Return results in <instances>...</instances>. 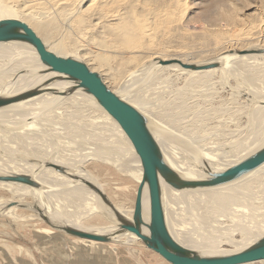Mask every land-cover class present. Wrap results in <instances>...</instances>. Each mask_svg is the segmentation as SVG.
<instances>
[{"label": "rangeland", "instance_id": "1", "mask_svg": "<svg viewBox=\"0 0 264 264\" xmlns=\"http://www.w3.org/2000/svg\"><path fill=\"white\" fill-rule=\"evenodd\" d=\"M73 3L77 4L75 0L68 2L65 0H19L16 2L18 7L16 13H30L33 18L31 22L24 15L23 17L15 16V19L27 23L34 31L36 30L37 35L46 44L52 46L56 42H62L70 56L82 58L93 71L102 76L111 90L117 93L121 91L124 95L128 93L127 91H133L132 89L135 92L141 90V97L148 101L147 112L151 114L150 117L164 121L192 140L197 139L202 143L220 141L215 135L221 133L222 128L223 142L231 138L236 139L244 133L246 136L248 135V138L257 134V124L252 112L255 105L261 104L258 101L259 98H255L258 97L255 94L259 93L257 89L259 85L264 87L262 84L264 83V0H187L185 5L180 4L178 0H86L84 3L80 2L81 9L85 10H83L82 16L87 24L81 29L69 26L64 14V8ZM83 5L85 8L82 7ZM121 25H127L133 41L129 40V42L135 48L128 49L122 44V32L118 29ZM253 48H260L261 51L249 50ZM26 50L28 55L35 56L31 48ZM245 51L260 55L257 56V60L250 63L243 61L242 64H237L235 70L228 74L229 77L228 75L222 77V71L217 70L212 78H206L204 82L207 84L202 82L205 78L200 79L201 86H206L203 89L209 88L212 84L211 90H209L212 91L210 98L205 97L206 93L199 92V89H196L199 97H193L191 92L188 93L191 90L186 87L190 78L189 72L180 70V68L177 70L176 65H171L170 68L164 66L165 68L158 73L156 81L154 80L151 84L149 79H147L149 82L145 81L143 73L142 75L140 73L132 74L139 67L151 64L152 58L155 56L168 61L179 60L186 64L198 65L225 54L241 56L245 54L243 53ZM63 57L68 58V56ZM8 59V57H0V61ZM17 60L20 59L17 58ZM101 60L104 64L100 63ZM34 64L37 69H44L39 60H36ZM239 66H242V69L240 68L241 70L238 71ZM138 74L140 75L138 76ZM17 75L15 76L18 77ZM201 75L204 76L205 73ZM62 80L67 79L62 78ZM128 83H133V85ZM167 83L169 85L165 86ZM257 83L260 84L257 85ZM34 87L32 86V88ZM164 89L167 91L164 92ZM178 91L180 93L186 91L185 98L179 97ZM82 92L90 96L85 91L82 90ZM62 93L65 94L66 91ZM151 93L154 95H150ZM252 93H255L254 96ZM69 106L56 107L57 115L53 117L54 124L45 125L47 128L44 129H54L50 134L55 133V137L49 139L41 133L37 135L36 132H32L33 136L23 139V141L28 139L27 142H23L26 143L25 145L18 141L23 147L18 146V143L15 145L18 148V153L20 152L17 156L19 160L16 159V161L38 166L44 164L45 166L42 168H45L49 166L51 157L59 148L67 151L64 153L70 154L73 145L69 144L75 146L77 143L80 147L73 148L74 152H77V154L75 153L76 157L78 159L81 155L90 157L89 160L83 162L79 170L85 175L88 182L97 186L105 194L109 202L121 214L125 213L128 218L132 219L139 184L112 164L94 160L92 157L97 155L91 152L92 149H96L123 157L126 154L123 152L122 155V150L125 147L128 152L135 154L131 143H127L129 147L126 146L113 123L105 119L101 108L98 109L87 104L82 111L76 114V117L70 116L72 119L70 120L68 118ZM18 117V114L9 115L4 120ZM49 122V120H41L40 123L49 124ZM67 122L75 127L78 126L77 129L81 130L83 134L76 129L73 130L74 133L70 135L71 137L66 135L68 139L58 138L59 134L65 132L62 125L68 124ZM262 127L264 129V125ZM20 129L10 127L3 130L4 132H15ZM77 131L84 137L78 136ZM70 139L71 142H69ZM117 139L122 146L117 143ZM28 148L30 150L37 148L39 155L33 154L34 158L31 156L28 159L27 152H25V149L28 150ZM69 149L70 151H68ZM235 159H237L236 162ZM235 159H229L230 161L224 163V167H222L223 165L220 167L221 172L227 170L232 164H237L239 158ZM71 167V165H63L62 168L71 174L66 175L67 177L79 181L74 177L77 172L71 170L73 169ZM260 169H264V166ZM56 185V200L52 197L53 199L51 198L50 201L61 215L56 213L50 217L42 207L37 206L38 203L33 197L28 196L21 200L20 197L13 196L6 189H0L1 201L9 199L22 201V203L18 202V205H14L17 206L16 214L19 219L13 220L0 215V264H170L159 254L148 249L137 238L136 242L130 244L114 240L111 243L103 244L79 240L63 233L60 230L61 225H58L61 223L58 221L63 219L62 215L65 212L68 215L82 213L78 224L80 229L91 228L96 231H104L114 226V214L109 211L111 210L109 206L100 201L97 194L85 184L74 182L66 185L67 187L59 183ZM74 185H83L88 188L99 199L103 209H97L91 214L84 212L88 211L87 206L94 207L95 203L89 199V203L86 205L80 199L71 198L70 192L63 194L64 190ZM44 190L47 189L44 188ZM30 191L31 194L35 192L33 189ZM180 195L174 196V204L170 206L176 216V218L173 217V220L180 222L183 228H186V234L192 235L189 228L194 223V217L187 206L186 198ZM40 210L48 219L42 216ZM244 238L246 236L242 234H232V240L237 244L241 243ZM234 246L236 245L222 241L219 249L233 252L235 251ZM208 249L214 248H206V250ZM253 264H264V262Z\"/></svg>", "mask_w": 264, "mask_h": 264}, {"label": "bare ground", "instance_id": "2", "mask_svg": "<svg viewBox=\"0 0 264 264\" xmlns=\"http://www.w3.org/2000/svg\"><path fill=\"white\" fill-rule=\"evenodd\" d=\"M17 1L19 0H0V20L15 19V16L23 17L24 15V17H27V19H30L29 20L30 22L32 21L33 16L31 18L30 13H27V14H25L24 12H18V14L16 13L18 9L16 5ZM68 1H71V0H65V2H68ZM178 1L180 4H183V5L187 3V0H178ZM75 2L77 4H74V3L69 4L68 6H66V8H64V14H65V17H66V20L69 26L75 27L77 29H81L83 26L87 24H86V20L82 16L84 9H81L80 2L84 3L86 2V0H81V1L75 0ZM107 3H109V1ZM82 7H84V5ZM14 13H16L17 15ZM191 27L192 26H190V28ZM118 29L119 31L122 32L121 34L122 44L128 49H130L131 47L135 48L134 45L131 42H129V40L132 41L131 39L132 35L129 29L127 28V25L126 26L121 25L118 27ZM136 43H137V40H136ZM46 46L50 51L54 52L60 57L68 56V58H73L72 56L68 54L66 46L62 42H56L52 44V46L47 43ZM27 48H31V51L33 54H35V56L28 55L27 50H26ZM249 50L261 51L260 48L258 49L253 48ZM258 55L260 54L255 53V54H251L250 56H244V55L239 56L237 54H225V55H221L217 57L214 60L198 64V65L217 64L220 66V68L210 69L206 71L189 72L190 78L187 81L188 86L186 87L190 88L191 90L187 89V90H190L188 91V93L191 92L193 97L194 96L196 97L198 96V94L196 93L197 92L196 89H199L198 90L199 92L203 94L206 93L205 97L210 98V96H212V91H209V90H211L212 84H210L211 86L209 88L207 87L203 89L205 85L201 86L202 83H200V79L205 78L202 82L204 84H207V82L206 83L204 82L206 81V78L208 77L212 78V76L217 70L222 71L221 76L223 77V75H228L232 73L235 70V66H237V64L243 61L250 63L251 61L257 60ZM0 57L9 58L8 60L0 61V98L2 99L12 98V97L18 96L26 92H35V91L40 92L38 96L33 97L31 99L0 108V129L1 128L6 129L10 127H17L18 129L21 128L20 130L15 131V132L13 131L4 132L3 129L0 130V153H3V155H0V179L3 177H13L17 175H25V176H30L31 178H33L35 181H37L41 185L40 187H42L40 189H35V188L22 185V184H18L15 182L0 181V189H6L13 196L20 197L21 200H23L25 197H28V196L33 197L34 199H36L38 203L37 206L42 207L44 211H46L47 216L50 217V215L59 213V211H57L56 208L53 207L54 205H52L50 201L52 197L54 198V200H56L55 197L57 196V190H56L57 183L63 184L64 186H66L68 184L77 182L79 184L83 183L85 184V186H87L86 182H88L87 181L88 179L79 170V168H81L83 162L89 160L90 157H85V156L83 157L82 155L80 156V159L76 157L75 153L77 154V152H74L73 148L76 149V147H80V145L78 146L76 142H75L76 143L75 146L74 144H71V143L69 144V145H73V147L71 148L73 152L70 151V149L68 150L70 151L69 152L70 154L64 153L65 150L59 148L55 152L53 157H51V162L48 165L57 166V167H63V165L65 166L71 165L73 167V169L71 170H74V172H77L75 173L74 177L78 178L79 179L78 181V180H74L72 178L67 177L68 175L66 176L65 174L63 175L61 173H58L55 169L51 167L42 168L43 166H45L44 164H40V166H38L36 164H31V163H27L23 161L21 162L16 161L17 156L19 155L20 152L18 153V148H16L15 145L18 143V141L19 142L21 141L22 143L27 142V140L29 139L28 137L33 136L32 132H36L37 135L38 133H41V135L43 134L44 136H47L49 139L52 137H55L56 136L55 133L53 135L52 133L50 134V132H53L54 129H52L53 130L52 131L51 129H44V128L45 127L47 128V126L45 125H50V123L54 124L53 122H55V120L53 119V117L54 115H57L56 107L70 105L68 107L70 109L68 118H70V116L76 117V114L79 111H82V109L85 106H87V104L92 105L93 107H97L98 109L101 107L94 100L93 97L87 96L85 93L82 92L81 89H76L75 83L71 81H67V80H62V78L64 77H61L60 75L56 73H52L48 71L47 67H45L43 64H42L44 68L43 70L37 69L35 67L34 62L36 60H39V63L41 62H40L37 52L30 45L21 44V43H13V42L0 43ZM17 58H19L20 60H17ZM75 58L76 60H79L85 63V61H83L82 58L78 56H76ZM12 59H16V60L13 61ZM152 60L153 62L151 64L149 65L146 64L145 66L139 67L132 74L140 73L142 75L143 73V75L146 78L145 81L147 82L148 81L147 79H149L150 84L153 83L154 80L157 78V75L159 76L158 73H160V71L163 68H165L164 66L161 65V63L166 62L168 60L160 59L158 56L153 57ZM100 63L104 64L102 60ZM183 64H186V63H183ZM194 65H197V64H194ZM176 67H178L177 70H179L180 67L179 66H176ZM241 67L242 66H239L238 71L242 69ZM168 68L170 67L168 66ZM180 70H183V69L180 68ZM204 73H205L204 76L201 75ZM16 74H18L17 75L18 77L15 76ZM140 74H138V76ZM229 76L230 75H228V77ZM5 80H7V82H5ZM165 80L167 81V78ZM249 82H252V81L249 80ZM133 83L136 84V82H133ZM133 83L132 84L128 83V84L133 85ZM168 83L167 85H165L166 83L164 85L168 86L169 85ZM259 84L260 83H257V85ZM32 86H35V87L32 88ZM260 87L262 88L260 89ZM128 88H131V87L129 86ZM263 88L264 87L262 85H259V88L257 89L259 90V93L258 94L252 93V95L253 94L257 95L258 97H255V98L256 99L259 98L258 101L261 102L260 105H255V108L252 112L253 117L256 120V124H257V134L256 135L254 134L255 135L254 137L255 138L257 137V138L256 139L254 137L248 138L247 137L248 135L246 136L245 135L246 133H244V134H240V137H237L236 139L231 138L228 140H224L223 142V128H222V130L220 131L221 133L215 135L216 138L220 139V141H217V142L211 141L209 143H202L197 139L192 140L186 135L179 133L178 130L174 129L172 126L165 123L164 121L150 117L151 114L147 112L149 104L146 99L141 97V90H139L138 92H135L134 89H132L133 91H127L128 93L125 95L122 94L121 91L119 93L117 92L116 93L120 95L124 100L129 102L131 105H133L135 108H137L139 111H141L149 119L150 129L153 135L155 136L158 144L161 147V150L163 152V155H164V158L167 164L182 179L195 181V180H204V179L209 178V173L211 172H220L221 171L220 167L222 165H223L222 167H224V163L228 162L229 159L239 158L238 160L239 162H241L242 160L246 159L247 157L256 153L258 150L264 147V129L262 127L264 125V89ZM181 90L182 88L180 89V91ZM65 91L66 93L63 94L62 92H65ZM165 91L167 90L164 89V92ZM180 91H178L179 92L178 96L185 98V95L187 94L186 91H182L181 93ZM152 94L154 95V93H151L150 95ZM87 97H89V99H87ZM102 112L104 114L105 119L113 123L116 130L119 132L120 136H122V141H124L126 146H128L127 143H131V142L129 141L125 133L122 131L121 127L104 110ZM15 114H18L19 117L16 119H10L7 121L4 120L6 116L15 115ZM60 115L62 116V114ZM32 119L33 121H31ZM41 120H46V121L49 120L50 122L49 124H42L40 123ZM70 120L72 119L70 118ZM67 123L68 124H63V125L62 123H59L60 125H62L63 130L65 132L62 134H59L58 138L59 137L63 138V140L68 139V136L66 135H69V137H71L70 135H73L74 133L73 130H76L78 127V126L75 127L74 125H70L69 124L70 122H67ZM169 128L173 129L174 131L170 130ZM79 132L81 133L82 131L80 130ZM79 132H78V136L82 137L83 135L81 134L83 133L80 134ZM26 138L28 139L23 141V139H26ZM110 139H113V138H110ZM59 140L61 141V139ZM69 142H71V139L69 140ZM117 143H119L122 146V144L119 142L118 139H117ZM23 144L25 145L26 143H23ZM17 145L21 146L20 143H18ZM37 148L31 149V150L29 148L28 150L25 149V152H27L28 159H30L33 154L39 155ZM91 152H94V154L97 155L96 157H92L90 155L94 160H100V161L112 164L119 171H121L125 175L135 180L138 184L141 182L143 170H142L139 157L136 155V153L134 154V153L128 152L126 147L123 148L122 150V155H123V152L126 153L123 157L120 155L115 156L116 154L114 155L110 152H100V151H97L96 149H92ZM71 153H74V154H71ZM17 160H19V158ZM236 160L237 159H235V162ZM64 163H67V164H64ZM67 174H70V173L67 172ZM43 186L44 188L47 189L46 191L44 190ZM85 186L74 185V186L68 187L66 190L63 191V194L66 192H70L71 198L80 199V201L86 205L89 203V199L93 200L95 203V206L94 207L87 206L86 208L88 211H84L88 214H91L93 211H96L97 209L102 210L103 208L101 207L100 201L103 202V200L101 199V197L95 192L100 199L99 201V199L89 190L90 188L87 186L89 188L88 189ZM30 188L35 190V192H32L31 194ZM162 192H163V204H164L165 216H166L169 231L179 243L189 248L190 250L195 249L193 251L199 253L203 257L221 256V255H227V254L239 252L241 250H244L250 247L251 245L255 244L258 240L264 237V169H258L255 172L251 173L250 175L236 182H233L231 184L224 185V186L217 187V188L198 190V191H178V190L173 189L166 183L162 182ZM178 193L181 194L182 197L186 198L187 206L190 209L192 216L194 217V220H193L194 223L191 224L189 228V231H191L192 235L186 234L185 232L186 228L184 229L180 222L178 221L174 222L173 220L175 213L173 210H171L170 206L174 204V196L179 195ZM18 202L22 203V201H19V200L15 201V199H9L5 201L0 200V215H4L6 217L12 218L13 220L19 219L16 214L17 206H14V205H18L19 204ZM40 211H41L40 213L42 214L43 213L42 210ZM63 211H62V214L64 213ZM81 214L82 213H78V214L74 213V214L68 215V213L65 212L62 215L63 219H60V221H58L61 224H58V225H61L60 227L69 226V227L80 229L78 224L81 220ZM122 215L128 218L125 213H123ZM42 216L48 219L46 215L42 214ZM149 217H150V212H149L148 195H147V192L145 191L144 196H143V219L145 223L147 224L149 223ZM113 220L115 221V216L113 217ZM113 225L114 226H111L110 228L104 231H100V230L96 231L91 228H88L85 231H89V232H93L97 234H112L118 229L119 224H117L116 222H113ZM81 230H84V229L81 228ZM143 231L145 234H148V231L146 228H143ZM233 233L242 234L243 236H246V238H244V240L241 243H239L240 242L239 241L238 242L240 244L239 245L237 244V242H234L232 240ZM136 238L137 237L134 235L124 234V235H119V236L114 237L113 240L122 241L125 244H130L132 242H136V240L138 239ZM83 241H86V240H83ZM222 241H226L228 243L236 245L234 246L235 251L229 252L226 250H220L219 247ZM206 248H214V249L206 250Z\"/></svg>", "mask_w": 264, "mask_h": 264}, {"label": "water", "instance_id": "3", "mask_svg": "<svg viewBox=\"0 0 264 264\" xmlns=\"http://www.w3.org/2000/svg\"><path fill=\"white\" fill-rule=\"evenodd\" d=\"M11 42L32 46L37 52L40 62L47 67L48 71L75 83L76 89H81L92 96L121 127L141 162L143 175L137 189L132 219L123 216L99 188L86 182V185L109 206L111 209L109 211L113 212L115 216L113 222L119 224L118 229L112 234H97L68 226L60 228L63 233L77 239L103 244L111 243L116 236L131 234L170 264H253L264 262V237L239 252L213 257H203L183 246L169 231L162 192V182L178 191L212 189L236 182L264 166V147L225 171L209 173L207 179L184 180L165 161L161 147L150 129L149 119L111 90L99 73L93 71L82 61L60 57L50 51L45 42L27 23L19 19L0 20V43ZM243 53H245L244 55L252 54L249 51ZM161 65H176L188 72L206 71L219 66L217 64H183L179 60L162 62ZM39 94L40 92L35 91L22 93L12 98H0V108L31 99ZM48 167L55 169L58 173L70 175L62 167L50 165ZM0 181L15 182L35 189H39L41 186L33 178L25 175L3 177ZM145 191L148 195L150 212L148 224L143 219ZM143 228L147 229L148 234L144 233Z\"/></svg>", "mask_w": 264, "mask_h": 264}]
</instances>
